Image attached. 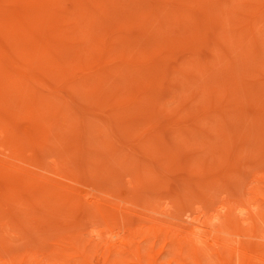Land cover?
Here are the masks:
<instances>
[{"label": "bare ground", "instance_id": "bare-ground-1", "mask_svg": "<svg viewBox=\"0 0 264 264\" xmlns=\"http://www.w3.org/2000/svg\"><path fill=\"white\" fill-rule=\"evenodd\" d=\"M208 42L205 56L198 46ZM227 47L234 50L226 53ZM258 51H264V0H0V202L12 203L0 211V232L13 233L19 220L33 221L28 203L50 192L35 181L48 178L42 157H21L26 149L51 148L45 122L56 139L60 128L71 131L70 151L80 171L99 172L103 154L134 164L147 177L183 166L193 177L181 180V191L196 193L193 199L185 194L188 204L180 213L169 211L170 202L152 205L145 215L156 220L153 225H119L110 223V206L134 202L55 179L52 192L59 200L93 207L103 226L91 225L90 241L72 230L47 251L13 250L0 239L6 251L0 250V264H157L158 257L170 264H264V130L239 148L258 155L245 184H234L239 192L225 191L215 201L209 190L232 173L205 177L199 159L179 164L176 152L208 125L216 145L228 142V129L213 121L231 108L243 110L242 100L258 95L243 91L257 82L248 73L264 66ZM239 72L251 77V88ZM188 98L192 105L183 103ZM261 108H252V118L264 125ZM168 110L171 118L162 121L158 114ZM26 123L31 129L21 127ZM51 163L54 174L69 178L58 172L56 158ZM203 187L208 192L198 194Z\"/></svg>", "mask_w": 264, "mask_h": 264}, {"label": "rangeland", "instance_id": "rangeland-1", "mask_svg": "<svg viewBox=\"0 0 264 264\" xmlns=\"http://www.w3.org/2000/svg\"><path fill=\"white\" fill-rule=\"evenodd\" d=\"M238 13L240 15V13L244 14L245 12L244 10H239ZM198 47V50L201 54L209 56V42L207 45L205 43V45H199ZM224 50L226 53H229L234 49L233 47H227ZM258 53L259 57L264 59V51H258ZM245 74L246 72L244 74L239 72L238 76H243L244 78V76H246ZM248 74H251L253 77L252 79L257 80V82H252L251 88L250 85H248L249 79L251 80V77L249 78V75L248 79L245 77L244 79H246V82L248 81L247 85L249 88H251V90H245L244 88L243 91L251 92L244 93V95L248 94L249 96H253L254 93L252 94V91L260 93L262 90H264V66L252 69ZM221 84L222 82L220 83V86H222ZM223 86L222 89L225 88H223ZM164 91L165 89H159V92ZM193 91L196 92L195 89H193ZM258 95L256 96L257 98H259ZM261 95L260 98H264V96ZM252 98H246V100H242L245 106L243 110H234L231 108L229 110L230 113L228 116L226 115V117L224 116L218 121H213L214 126L218 124L222 126L224 124V128L228 129L230 137L227 143H222L220 146L216 145L214 142L217 136H215L213 129H210V126L208 125L204 128L199 127L201 132L198 130L194 136H188L184 144L176 147L177 156L180 158L179 164H181V162L186 160L188 157V161L191 160V157H195L193 158L195 160H192L195 161L193 164L197 163V159H199V162H202V166H200L199 170L201 173L202 171L205 172L203 176L205 174L208 175L209 172H214L215 174L221 176L222 170L230 171V173H232L228 176L223 175L220 177V184L209 190V192L207 191L209 197L214 199V201L217 200L223 192H233L237 186L239 187L244 185L246 180L244 176L245 172L248 171L251 165L257 161L255 159L256 161L253 162L254 157L256 156V158H258V155H251L245 152L238 153L239 148L242 145L247 147L248 145L252 144L255 133L264 130V125L252 118V108L256 109L258 105L261 108V105L259 104L261 99L259 98V101L256 100V104L255 99ZM191 99L188 98L187 100H184L183 103L188 106L192 105ZM202 99L204 98L202 97ZM199 101L201 102V100ZM199 101L198 99L197 101L195 100V102ZM200 102L199 104L201 106V103H204V101L202 100V102ZM195 104L197 106L198 103ZM255 105L256 107H254ZM245 109L246 111L244 112ZM261 109L260 117L262 120H264V112H262L264 111V107ZM171 115L172 114L169 111L163 114H158V117L164 121L171 118ZM140 116L142 115H138L137 118ZM28 126L29 125L27 123L21 125V127L24 129H31V127ZM260 126H262V128ZM52 127L53 126L47 122H45L43 127L46 131H48V143L51 148L46 149L44 152H41V150L38 148L28 150L26 149L21 154V157L25 160H30L33 156L34 159L42 157L41 163L39 164L45 168V171L43 172L48 178L45 180H43V178H39L35 181L43 184V186L49 187L47 190L50 192L37 193L34 195L35 200L28 203L29 205L27 208H29L33 213L31 215L33 217V221L19 220L13 233H6L3 231L0 232L1 241L6 243L13 250H26L32 248L34 250L47 251L49 250L51 243L55 238L68 237L72 230H77L82 237L86 238L87 241H90L91 236L88 234V231L91 225L103 226L101 214L96 212L93 207L87 204L74 205L73 203L66 201L62 202L59 200L62 199L61 196L56 192H52V187L54 186H52L51 183L54 182L55 179H58L68 185H74L81 190L89 191L93 194L101 193L105 194L106 197H109L107 194L111 193L114 195L110 196L112 198L126 197L132 203L134 202V206L132 204L125 203L124 205L126 207L123 209L110 206V210L113 212V217H110V223L119 225L123 224V222H126L132 226L141 224L153 225L156 220L149 219L145 215V213H150L148 209H151L152 205L157 204V209H159L163 208L166 203L170 202L171 207L169 211L171 213H180L184 210L182 206H184V204H188L186 203L187 201L183 199L185 194L189 199H193L194 195L196 194L195 192L184 193L181 191V180L183 178H191V176L193 177L191 173H188L187 170L182 168L183 166L180 169L179 167H177V169L174 168L170 172L165 173V176H151L152 174H149V178L145 176L143 172L138 171L134 164H130L129 162L123 164L113 162L110 160L109 155L103 154L101 157L104 158L106 165H104L99 172L91 173L89 171H80L76 166L78 162V156L73 155V153L70 151V143L68 138L72 135L71 131L65 128H60L58 132L60 133L61 137L56 139V137L52 135V132L49 131V129ZM194 128H198V126H195ZM0 141H2L1 136ZM171 151H174V148L171 149ZM219 151L221 152L220 155L222 156L221 160L219 162H215L216 155L219 153ZM0 152H2L1 146ZM137 156H140V153H137ZM52 157L57 159V167L59 168L58 172L60 175L62 173L69 176V178H61L59 175L57 176L54 174L56 173L54 170L56 167L51 163ZM184 163L186 162H183V164ZM70 168H73L72 171ZM201 168L203 170H201ZM74 175H77L78 179H76ZM70 177H72V180ZM234 184L237 186H233ZM206 190L207 189L204 187L200 188L198 194L204 195L207 193ZM237 192H239V188ZM233 193H235V191ZM20 195L28 196L27 193L23 192L20 193ZM11 207L12 203L10 201L2 200L0 202V211L7 210V208ZM22 210L23 206L17 208L15 212L21 214L23 212ZM153 215L156 217L160 216L158 214ZM31 216H27V218L30 219ZM172 229L175 230V227ZM18 233L21 236L20 238ZM97 240L98 239H96V241ZM144 244L147 246V242ZM0 250L4 255L6 254V251H4L3 248L0 247ZM149 255L152 256V253L150 252ZM160 258L161 257L157 258V264H170V260L165 261V259ZM147 264H150V261H147Z\"/></svg>", "mask_w": 264, "mask_h": 264}]
</instances>
